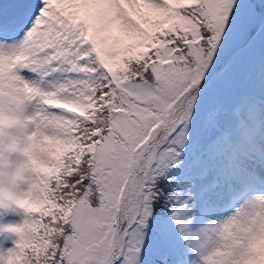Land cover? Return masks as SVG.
<instances>
[{
    "label": "snow or ice",
    "instance_id": "snow-or-ice-1",
    "mask_svg": "<svg viewBox=\"0 0 264 264\" xmlns=\"http://www.w3.org/2000/svg\"><path fill=\"white\" fill-rule=\"evenodd\" d=\"M0 264H264V0H0Z\"/></svg>",
    "mask_w": 264,
    "mask_h": 264
}]
</instances>
